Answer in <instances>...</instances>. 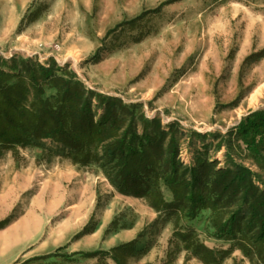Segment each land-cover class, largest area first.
Listing matches in <instances>:
<instances>
[{"label": "rangeland", "instance_id": "obj_1", "mask_svg": "<svg viewBox=\"0 0 264 264\" xmlns=\"http://www.w3.org/2000/svg\"><path fill=\"white\" fill-rule=\"evenodd\" d=\"M50 59L86 90L139 104L145 118L176 132L184 168L198 157L230 168L217 144L264 110V0H0V68ZM92 106L96 119L105 113L97 100ZM66 152L42 140L0 157V251H21L11 264H166L170 252L173 264H202L171 247L173 222ZM230 153L264 188V163L242 144ZM164 197L172 199L167 189ZM210 217L205 210L181 225L208 248L229 249L213 238ZM224 264L250 263L235 251Z\"/></svg>", "mask_w": 264, "mask_h": 264}, {"label": "trees", "instance_id": "obj_2", "mask_svg": "<svg viewBox=\"0 0 264 264\" xmlns=\"http://www.w3.org/2000/svg\"><path fill=\"white\" fill-rule=\"evenodd\" d=\"M93 100L105 110L98 119ZM140 106L86 90L52 59L47 64L19 60L9 71L0 68V157L15 147L52 140L73 163L97 166L118 194L144 200L165 222H173L171 247L202 264H224L235 251L250 264H264V188L257 174L230 153L234 143L242 144L259 166L264 163V110L250 114L217 144L216 152L224 146L232 167L217 168L216 162L198 157L184 168L177 159L176 132L145 118ZM205 210L211 212L213 238L230 243L229 249L212 250L194 228L181 225ZM174 257L170 252L166 264Z\"/></svg>", "mask_w": 264, "mask_h": 264}, {"label": "crops", "instance_id": "obj_3", "mask_svg": "<svg viewBox=\"0 0 264 264\" xmlns=\"http://www.w3.org/2000/svg\"><path fill=\"white\" fill-rule=\"evenodd\" d=\"M14 231L17 232V228ZM8 247H5L4 249H1V251H0V264H11V263L15 262L21 255V251H20L18 254L7 258L8 257L7 256L8 255V250H7Z\"/></svg>", "mask_w": 264, "mask_h": 264}]
</instances>
